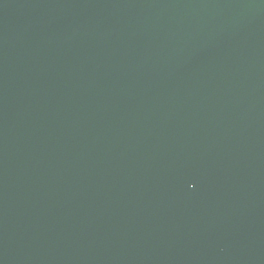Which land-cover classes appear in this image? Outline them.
I'll use <instances>...</instances> for the list:
<instances>
[{"label": "water", "instance_id": "water-1", "mask_svg": "<svg viewBox=\"0 0 264 264\" xmlns=\"http://www.w3.org/2000/svg\"><path fill=\"white\" fill-rule=\"evenodd\" d=\"M0 264H264V0H0Z\"/></svg>", "mask_w": 264, "mask_h": 264}]
</instances>
